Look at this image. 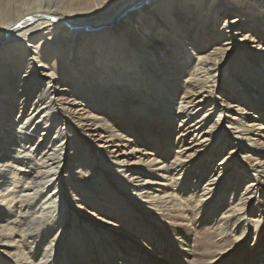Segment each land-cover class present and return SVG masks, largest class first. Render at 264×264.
<instances>
[{
	"label": "bare ground",
	"instance_id": "obj_1",
	"mask_svg": "<svg viewBox=\"0 0 264 264\" xmlns=\"http://www.w3.org/2000/svg\"><path fill=\"white\" fill-rule=\"evenodd\" d=\"M237 16L258 44L241 55L264 67V0H0V128L25 114L21 122L35 118L64 143L56 149L33 130L29 148L13 131L0 136L8 264H64L65 256L70 264H121L118 256L123 264H264V153L242 141L260 144L264 122L235 115L229 126L238 133L219 124L232 102L264 119L263 102L225 73V107L206 117L222 95L208 83L228 66L264 91V68L254 76L250 64L229 59ZM86 127L107 145L87 138ZM128 144L147 147L144 157L115 173L121 162L105 153ZM58 198L63 213L52 209ZM145 238L162 254H144Z\"/></svg>",
	"mask_w": 264,
	"mask_h": 264
},
{
	"label": "rangeland",
	"instance_id": "obj_2",
	"mask_svg": "<svg viewBox=\"0 0 264 264\" xmlns=\"http://www.w3.org/2000/svg\"><path fill=\"white\" fill-rule=\"evenodd\" d=\"M242 16H237L236 18H238V20H241V21H239L238 23H236L237 24V27H235V30H234V32H232V37L234 38V39H232L233 40V43H232V45H234V44H236L237 46H238V50L234 53V54H232L231 55V57L229 58L230 60H235V58L237 59L238 57H239V59H242L245 63H248V64H250V66H252V68H251V73L254 75V76H256L257 74H259V72H261L262 70H263V68L264 67H259V64L257 65V64H255V63H253L252 61H253V59L252 58H254V56H252V55H250V53H248V55H245V56H243V55H241V48H244V47H246L245 45L246 44H248V45H250V46H257L258 44L257 43H255V42H251L250 41V38L249 37H244L242 34V31L244 30V28H242L243 26H245L246 25V22H244V21H242V18H241ZM264 27V26H263ZM238 31H240L239 33H237ZM244 32V31H243ZM170 33V32H169ZM242 33V34H241ZM153 34V33H152ZM176 35H179V34H177L176 33ZM217 42H219V41H217ZM216 42V43H217ZM222 42V41H221ZM214 43L215 42H213V43H210L209 44V46H208V48H210V46H213L214 45ZM213 44V45H212ZM232 45H229V46H227V47H230V46H232ZM226 47V48H227ZM258 48V47H257ZM264 48V47H263ZM263 48H261L260 50H262ZM255 50H257V49H255ZM233 56H234V59H233ZM191 59H192V61H194L195 60V55H191ZM162 59H163V57H162ZM194 59V60H193ZM229 68H228V71H224V73L223 74H220L219 75V80H218V82L217 83H215V82H211V83H208V85H213V84H216V85H214V87L216 88V90H219L220 92H221V94L222 95H219V97H217L216 98V107H214L212 110H210L209 112H207V116L206 117H211V116H214V118H216L217 119V117L219 116V112L221 111V109L222 108H219V107H225V106H222L221 104L224 102L223 101V99H224V96L226 95V94H229L230 92H229V87H227L226 85H225V83H226V81L224 80V76H225V73H226V76H225V79L227 78V81H228V78L230 79V80H234V81H232L231 82V84H232V86L233 85H235L236 86V84L238 83L239 85H240V88H241V90H243L244 92H246L247 94H249L250 95V97L251 98H253V100H254V102H256L257 103V101L258 102H263L262 103V105L261 104H258L259 106H258V108H260V106H263L264 105V91H261V88H258V86H252V85H249V83H246L245 81H243L241 78H242V75H241V73H239V72H237V70H236V68H233V65L232 66H228ZM254 67V68H253ZM261 68V69H260ZM261 70V71H260ZM245 82V83H244ZM1 84L2 83H0V86H1ZM29 86V83L27 84V86L25 87V88H18L17 90H18V93L19 94H24V92L26 91V89H27V87ZM40 85H37V87H39ZM228 86H230V85H228ZM263 86V85H262ZM44 89V86H43V84H42V90ZM46 91H47V88H46ZM46 91H44V94H47L46 93ZM17 92V91H16ZM45 98V97H44ZM38 99V98H37ZM39 100V99H38ZM38 100H36L37 101V103H39V101ZM46 102L48 101V102H51V99H50V97L49 96H46V100H45ZM229 101H233V98L232 99H230ZM238 103H242V102H232V105H235V107H236V104H238ZM251 103V102H250ZM218 106V107H217ZM31 107V106H30ZM210 106H207L206 108H204V109H202L201 111H199L201 114H202V116H204L205 115V112H206V110L209 108ZM235 107H229V108H224V110H226V111H228V112H226V113H223L222 114V116H221V120L219 121L220 123V126H225V125H227V126H229V123H232V121L234 120L233 118H234V116L235 115H242V122H244V124H248V125H252V124H258L259 122L260 123H262V122H264V119H263V116H261V117H259V115H261L262 113L261 112H257V113H255L252 109H249L247 112L246 111H243L241 108L242 107H244V106H237L236 108ZM217 108H218V110H217ZM240 108V109H239ZM18 114V113H17ZM211 115V116H210ZM23 117H27V116H25V114L23 115V116H21V118H19L18 120H17V123L16 124H14L13 126H11L10 128L9 127H4V128H0V136L1 135H3L4 137L3 138H1V140H4L5 139V137H7L8 135H10L11 134V132L8 134V132L9 131H13L14 132V134H15V136H17L18 138H19V140H21V142H23L24 144L26 143L27 145H26V147L25 148H29L30 147V145H31V142H28V139H29V135H30V133H32L33 131H36V133H35V135H36V138H37V136H38V138H40L41 139V141L40 142H42V143H48V144H50V146H56V149H60L61 147H63L64 146V143H62V141H59V139L57 138V137H55L54 138V136L51 138V133H52V130H50V131H47V132H45V131H43V130H41V128H39L38 127V125L40 124V123H38L37 122V120H36V122H35V118H31V119H29L28 121L26 120V119H24V120H22V122H21V119L23 118ZM77 119V118H76ZM75 119V120H76ZM215 120V119H214ZM33 121L35 122L34 124H33ZM131 121H132V119H130V118H128V119H126V123H131ZM31 124H33V125H31ZM207 127L208 126H204V128L205 129H207ZM229 127H231V129L232 130H234V131H236V133H238V132H241V129H233V127L234 126H229ZM143 128H144V126H143ZM257 128H259V127H257ZM30 131H29V130ZM86 130H85V133H86V136H87V138H90V137H92V138H95L94 140H95V144H99V143H101V145L103 146V144H106L107 145V143L106 142H104V141H101L102 139H101V137H100V135H96L97 134V132H96V134H95V132H93V131H91V130H87L88 129V127H86L85 128ZM33 130V131H32ZM263 131H264V129H262ZM94 133V134H93ZM119 133V132H118ZM235 133V134H236ZM264 133V132H263ZM149 134V133H148ZM25 135V136H24ZM150 135V134H149ZM200 137V136H199ZM256 137H258V136H256ZM242 137H241V135H240V139H241ZM23 139V140H22ZM242 141L250 148V149H252V150H254V151H256L257 153H259V154H263L264 153V136H263V138H261V140H260V144H257V145H253V143L251 142V141H249L248 139H246L245 138V136L242 138ZM90 143H91V141H87L85 144H82V146H79V150L81 149L82 151H84L85 149H87V147H90L91 145H90ZM124 143H126V141L124 142ZM105 145V146H106ZM98 147L99 149H100V151H103L104 152V149H103V147ZM187 146V145H186ZM137 148H139V149H141L139 152H136V151H133V149H134V147H133V145L132 144H128V146H124V145H119V146H110V147H108V149H110V150H108L109 152H106L105 154H107V156H106V158H109L110 160H115L117 157L119 158V162H121V163H117V164H114V165H112L113 167H114V169H115V167L116 168H118L119 170L118 171H115V173H120L122 170H124L128 165H133L134 163H133V159H138V157H144V152H143V149H145V148H147V147H145V146H138ZM120 150V151H119ZM68 157H70L69 158V160H68V163H67V166H69V167H73V165H71V162H72V159H71V156L70 155H68ZM66 159V156H64V160ZM233 158H230V159H228L229 161L230 160H232ZM128 161V162H127ZM65 162H67V159L65 160ZM124 162H126V163H124ZM216 163H220V161L219 160H217L216 161ZM76 166H77V164H75ZM137 166H143L141 163L140 164H137ZM154 167H156V165H154ZM205 169V168H204ZM203 169V170H204ZM102 170H104L103 168H100V169H98V173H100V171H102ZM59 177H60V175H59ZM64 178H61V180H63ZM2 180H5V179H2ZM75 182H76V180H75ZM7 184H8V182H4V181H1V183H0V189L1 190H3V188L5 189V187L7 186ZM3 187V188H2ZM151 187H153V186H151ZM238 188L239 186H236V184L235 185H232V188ZM40 191H43L44 193L45 192H47L46 191V189H42V188H40L39 189ZM58 190H60V188L58 189ZM61 191V190H60ZM60 191H59V194H60ZM42 192V193H43ZM61 198V197H60ZM60 198H58L57 199V201L56 202H54L55 204H53V208L52 209H56V210H59V213H63V212H65L64 210H65V207H63V208H60L59 207V205H57V204H59V203H61L62 202V200H60ZM67 199L68 200H66V202L67 203H71V202H73V201H71V199L72 200H74V196H68L67 197ZM70 199V200H69ZM89 199H91V197H89ZM75 201H77V200H75ZM93 200H88V203L89 202H91V203H93L92 202ZM57 206V207H56ZM51 209V208H50ZM50 209H47V210H45V212L47 213V215L48 214H50ZM93 211V210H92ZM78 214V213H77ZM84 214L85 213H81V216L83 217L84 216ZM203 214H199V217L200 216H202ZM221 216V215H220ZM64 217V216H63ZM83 218H86V217H83ZM61 220H63V218H60ZM60 224V223H59ZM66 228V230H67V233L69 232V228L66 226L65 227ZM64 231V230H63ZM71 231L72 230H70V235H71ZM148 233L149 232H144L143 234L144 235H148ZM79 234H80V236H83V232H79ZM78 236V231L74 234L73 233V235H71V236ZM75 236V237H76ZM66 237H67V234H66V236L64 237V239H63V243L64 244H66ZM59 238H61V236H59V237H57V239H59ZM73 238V237H72ZM147 238V237H146ZM145 238V239H146ZM253 239H254V236H252L251 238H250V240L248 239V241H250L249 243H250V245L251 246H254V241H253ZM143 241H145L150 247H151V249H153V250H151L150 249V252H147V251H145L144 250V254H146V255H150V256H152L153 257V255L151 254V253H157V254H162V252H161V250H158L157 252H156V250H154V247L152 246V244L149 242V240L148 239H146V240H143ZM57 240H56V244H57ZM138 245H140V243H137ZM141 246V245H140ZM64 247L65 246H63V248H62V250L64 249ZM148 250V249H147ZM153 251V252H152ZM62 252L63 251H61L59 254H58V257H57V260L58 259H61V257L63 256L62 255ZM142 256V255H141ZM5 260H4V259ZM65 261H67V262H65L64 264H70V261L68 260V257L67 256H65ZM115 261L117 260V261H119V263H121V264H123V263H125L124 261H123V257H114L113 258ZM122 260V261H121ZM7 261H8V257H7V255H5V253H1L0 252V264H8L7 263ZM94 262H95V260H94ZM97 264V263H96Z\"/></svg>",
	"mask_w": 264,
	"mask_h": 264
}]
</instances>
